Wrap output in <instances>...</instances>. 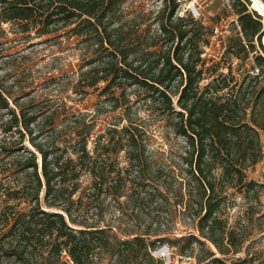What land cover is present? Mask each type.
<instances>
[{"label": "trees", "instance_id": "trees-1", "mask_svg": "<svg viewBox=\"0 0 264 264\" xmlns=\"http://www.w3.org/2000/svg\"><path fill=\"white\" fill-rule=\"evenodd\" d=\"M161 2L147 11L136 0H0V53L3 25L23 35L63 29L87 54L77 70L79 93L100 89L99 114L121 110L89 148L97 113L72 110L64 100H49L40 110L22 105L0 79V120L7 117L0 122V174L11 176L0 180V192L27 205L0 208V264H67L62 249L73 264H162L152 255L162 242L178 246L181 255L199 245L197 264H228L216 252L242 249L248 236L243 228L227 229L222 215L228 187L255 193L254 199L264 187L246 176L264 157L262 15L248 8L250 0H230L239 31L225 37L215 60L203 56L213 25L191 13L175 15L179 0ZM137 108L179 141L173 166L186 180L175 184L177 203L190 212L197 234L170 238L161 222L106 221L108 197L131 211L154 200L156 207L170 203L174 182L160 167L150 173L148 130L136 122ZM120 152L134 176L111 160ZM258 218L264 222V211Z\"/></svg>", "mask_w": 264, "mask_h": 264}, {"label": "rangeland", "instance_id": "rangeland-1", "mask_svg": "<svg viewBox=\"0 0 264 264\" xmlns=\"http://www.w3.org/2000/svg\"><path fill=\"white\" fill-rule=\"evenodd\" d=\"M254 1L255 8L257 7V12L262 14V21L264 22V5L260 0ZM136 2L143 4L147 11L156 10L162 4L161 0H136ZM124 7L129 6L126 4ZM248 8L254 10L252 3ZM123 10L127 11L125 8ZM184 13H191L195 18H201L204 24L214 27V35L210 45L205 48L203 53L206 58L217 60L221 55V44L225 37L239 31L237 15L230 0H179L175 15H183ZM134 15L135 13H127V18ZM136 16L141 18L142 13L137 12ZM3 28L5 35L1 41L5 43L2 46L3 51L0 53V79L7 86H12V92L18 96L20 104L36 105L35 109H39L47 106L49 100L50 103L54 104H59L64 100L67 106L72 107V110L78 109L92 114L97 113L101 100L104 98L99 94L100 89H88V93L83 96L78 91L80 90L79 87H75L78 66L83 63L84 59L86 60L87 56L83 45L78 43L76 37L62 36L63 29L44 35H37L35 31L23 35L15 32L14 28L9 25H3ZM223 71L226 70L223 69ZM148 113L149 111L144 110V108H137L136 122L142 123L144 128L148 130L146 138L151 152L149 161L152 168L150 173L154 174V171L160 167L174 182L172 191L168 193L170 203L156 207L157 201L154 200L146 206H134V211H131L128 206L118 205L108 197L103 207L106 212V221H116L121 218L122 222H127L130 226L138 225V221L140 224H147L152 221L153 227L156 223L161 222L171 232L170 238L190 233L197 234L190 212L184 210L177 203L180 196H177L178 187L175 184L179 178H186L179 173L178 167L173 166L178 162L173 150L179 141L176 140L169 128H161V123L156 122L153 116L148 115ZM120 114L121 110L110 111L109 109L101 114L97 113L96 127L88 142L89 148L93 147L96 134L105 130L110 123L115 122ZM6 120L7 117L4 115L0 122ZM259 133L264 155V130H259ZM162 134H164L163 138L161 137ZM25 144H28L27 141ZM158 146L165 149L163 155L156 150ZM111 160L125 168L124 174L135 175V169L131 168L125 152H120L116 159L113 156ZM8 174H0V180L2 182L9 180L8 178L11 176ZM246 176L247 179H253L264 184V157L255 165L247 168ZM226 192L224 214L222 215L226 221V228H243L245 235L248 236L247 240L239 252L226 255L218 254L214 247L206 241L207 245L216 252L217 256L224 258L228 264L234 261L238 262L237 264H264V222L258 218L259 214L264 211V187L258 190V199H254L255 193L247 195L244 188L228 187ZM3 193L5 191L2 190L0 192V208L6 207L5 204H11L15 208L27 206L26 204L16 205L15 201L7 199V194ZM41 194L42 192L40 196ZM123 200L124 198L120 199V201ZM246 212L249 214L253 212L252 217L247 216ZM9 226L7 225L2 231L6 232ZM160 244L162 245L158 248L166 244L171 249L176 264H197V258L203 255L202 249L197 244L193 245L192 250L184 255L179 254L178 246L174 247L169 242ZM154 259L159 258L154 256ZM100 264L114 263L104 259ZM162 264H164L163 261Z\"/></svg>", "mask_w": 264, "mask_h": 264}, {"label": "built area", "instance_id": "built-area-1", "mask_svg": "<svg viewBox=\"0 0 264 264\" xmlns=\"http://www.w3.org/2000/svg\"><path fill=\"white\" fill-rule=\"evenodd\" d=\"M61 254L67 260V264H73V262L67 256L65 249L61 250ZM152 255L160 258L164 264H176V261L172 256V251L167 245H163L160 248L153 250Z\"/></svg>", "mask_w": 264, "mask_h": 264}, {"label": "water", "instance_id": "water-1", "mask_svg": "<svg viewBox=\"0 0 264 264\" xmlns=\"http://www.w3.org/2000/svg\"><path fill=\"white\" fill-rule=\"evenodd\" d=\"M250 2L252 3V0H250ZM254 9V8H253ZM254 10H256V9H254ZM257 11V10H256ZM260 14V13H259ZM260 15H262V14H260ZM264 34V33H263Z\"/></svg>", "mask_w": 264, "mask_h": 264}, {"label": "bare ground", "instance_id": "bare-ground-1", "mask_svg": "<svg viewBox=\"0 0 264 264\" xmlns=\"http://www.w3.org/2000/svg\"><path fill=\"white\" fill-rule=\"evenodd\" d=\"M253 3H255V1L253 0ZM256 9H258L257 7H256Z\"/></svg>", "mask_w": 264, "mask_h": 264}]
</instances>
